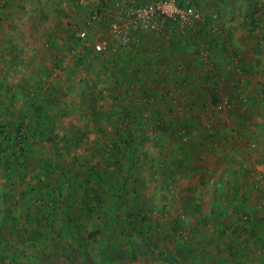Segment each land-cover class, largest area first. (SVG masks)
I'll return each mask as SVG.
<instances>
[{"label": "rangeland", "instance_id": "obj_1", "mask_svg": "<svg viewBox=\"0 0 264 264\" xmlns=\"http://www.w3.org/2000/svg\"><path fill=\"white\" fill-rule=\"evenodd\" d=\"M95 2L0 0V264H264V125L179 105L139 32L95 53L119 0ZM191 3L264 59V0Z\"/></svg>", "mask_w": 264, "mask_h": 264}, {"label": "crops", "instance_id": "obj_2", "mask_svg": "<svg viewBox=\"0 0 264 264\" xmlns=\"http://www.w3.org/2000/svg\"><path fill=\"white\" fill-rule=\"evenodd\" d=\"M89 2L93 4L97 3L95 0H78L79 5L77 9L81 14L91 9L93 4L89 5ZM87 16L88 13L84 14V18ZM217 23H223L225 29V35L221 39L215 38L214 41L204 40L203 38L200 39V42H202L204 47L209 51V61L216 67L213 76H208L201 70V66L195 57L196 44L192 42V33L189 31L182 36L171 35L168 42L153 41L148 36H144L143 41H145V43L147 42L152 48L150 52H147V56L151 59L159 60L158 66H160V71H162L161 80H166L163 83V87H165L164 91L174 92L178 99L176 102L183 107L209 106L213 108L217 106L218 108H233V115L228 116V114L225 113L221 116L215 115L211 121H214V123L218 122V124H223L224 121L228 124H232L231 129L233 133L238 130V135L235 136V140L238 139L237 142H240V135L246 132L245 130H249L253 125H255V128L264 125V118H262L264 96L260 97L258 94L264 92V59L258 55L252 57L250 51L247 50L248 45L254 48L255 44H262V41H257V31L249 34L245 32V35H251L247 40V36L242 32L244 28L240 29L237 25L238 23L235 21H226L224 19V21ZM260 23L259 28H264V22L262 23L261 21ZM135 33L136 32H134L133 35L137 37ZM253 33L256 34L254 39L252 37ZM140 38L141 36L139 39L137 37L138 42ZM225 43L229 45L230 50L233 49L235 51L237 59L236 65L239 72H233L232 68H228L232 66V62L229 54L223 48ZM142 44H144V42H142ZM220 44H222V46ZM256 53H258L257 50ZM251 77H253V79ZM257 81L261 83L258 84L256 83ZM219 100H221L220 103H218ZM245 101L248 102V108L257 105L256 107H258L260 111L253 114L249 110H241L244 108L242 107V103ZM242 129L244 130L242 131ZM240 131H242V133ZM215 134L216 135L212 136L199 133L194 136L193 140L196 139L201 143L206 140H208V142L213 141V139L225 142L226 137L221 138L220 133ZM225 134L226 133H224V135ZM226 153L227 150H220L218 154L216 153L212 156L214 159L216 157L219 159L225 157ZM217 164H219V162ZM237 168H239V166H237Z\"/></svg>", "mask_w": 264, "mask_h": 264}, {"label": "built area", "instance_id": "obj_3", "mask_svg": "<svg viewBox=\"0 0 264 264\" xmlns=\"http://www.w3.org/2000/svg\"><path fill=\"white\" fill-rule=\"evenodd\" d=\"M117 9L114 20L108 25V31L94 39L95 53L104 54L126 42H137L134 32L146 35L153 41L168 42L171 35L182 36L189 31L192 33V42L196 44L195 57L203 68L202 71L213 76L216 67L209 61V51L199 41L198 34H203L208 41L221 39L225 35L222 23L205 20L193 4L181 6L178 0H119ZM99 20L100 14L91 13L86 17L84 27ZM85 34L86 32L81 31L78 36L83 38ZM223 48L232 62V66L228 68L239 72L235 51L230 50L226 43ZM263 170L264 166L261 171Z\"/></svg>", "mask_w": 264, "mask_h": 264}, {"label": "trees", "instance_id": "obj_4", "mask_svg": "<svg viewBox=\"0 0 264 264\" xmlns=\"http://www.w3.org/2000/svg\"><path fill=\"white\" fill-rule=\"evenodd\" d=\"M191 1H192V0H179V5L182 6V5H186V4H193V3H191ZM200 36L203 37V38L205 39V37H204L203 34H199V37H200ZM142 39H144V37H142L141 40H142ZM142 50L145 52L144 55H141L142 58L144 57V59L146 58V59L148 60L147 55H146V54H147V50H146V48H143ZM141 56H140V57H141ZM146 63H147V62H146ZM159 264H164V263L159 262Z\"/></svg>", "mask_w": 264, "mask_h": 264}]
</instances>
